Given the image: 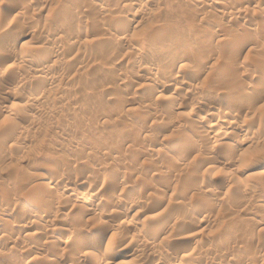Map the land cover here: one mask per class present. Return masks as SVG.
Returning <instances> with one entry per match:
<instances>
[{
    "label": "rangeland",
    "instance_id": "rangeland-1",
    "mask_svg": "<svg viewBox=\"0 0 264 264\" xmlns=\"http://www.w3.org/2000/svg\"><path fill=\"white\" fill-rule=\"evenodd\" d=\"M9 6L0 264H264V0Z\"/></svg>",
    "mask_w": 264,
    "mask_h": 264
},
{
    "label": "bare ground",
    "instance_id": "bare-ground-1",
    "mask_svg": "<svg viewBox=\"0 0 264 264\" xmlns=\"http://www.w3.org/2000/svg\"><path fill=\"white\" fill-rule=\"evenodd\" d=\"M237 1V0H236ZM234 5H235V3H234ZM228 9H230V8H228ZM235 9V8H234ZM12 10H14V8H11L10 6L9 7H6V9L5 8H0V23H2V22H4L5 20H7L8 19V17H10L9 15H10V13H11V11ZM229 11H231V10H229ZM227 15V14H226ZM180 34V33H179ZM242 39V38H241ZM239 41V40H238ZM237 41V42H238ZM252 43V40L251 39H242V40H240L238 43H237V49L239 48V49H244V47H247V46H249L250 44ZM1 58V61L2 62H5V60H6V57L3 55V56H1L0 57ZM7 61V60H6ZM38 68V67H37ZM42 70V67H39L38 69H37V71L38 72H40ZM203 112V110L202 109H200V113H202ZM215 119H216V116H215V114L214 113H212V112H209L208 114H207V116H206V118H204V122L205 123H211V122H214L215 121ZM226 123H227V125H228V123L229 122H226V121H224L223 122V124L224 125H226ZM230 124V123H229ZM59 171V170H58ZM58 173V172H57ZM60 173V172H59ZM39 175V174H38ZM63 175V174H62ZM81 175V174H80ZM58 177H60V176H58ZM47 178V175L46 174H40V179H46ZM96 183L97 184H101L102 182L100 181V180H98L97 179V181H96ZM96 184V185H97ZM90 186H92V185H90ZM92 188V187H91ZM251 193V192H250ZM253 193V192H252ZM251 193V194H252ZM254 194V193H253ZM16 199V198H15ZM11 201H12V199L11 200H8V201H6V204L7 205H9L10 203H11ZM16 201V200H15ZM3 202V201H2ZM17 202V201H16ZM4 203V202H3ZM18 203V202H17ZM159 203V205H161L163 202H158ZM161 203V204H160ZM13 204V203H12ZM120 204H118V206H119ZM1 206V205H0ZM5 206V204H2V208ZM12 206V205H11ZM1 208V207H0ZM25 208V207H24ZM24 208H22L21 210V212L23 213V212H25V209ZM28 211V210H27ZM26 211V212H27ZM29 214V213H28ZM30 216V215H29ZM32 217V216H31ZM28 218V217H27ZM34 220V219H33ZM32 220V221H33ZM37 222V221H36ZM31 223H33V222H31ZM27 225H29V224H27ZM38 225V224H37ZM35 226V225H34ZM26 228V227H25ZM21 231V230H20ZM48 231V230H47ZM13 233V232H12ZM51 234V233H50ZM70 234V233H69ZM11 236H15V235H13V234H11ZM12 239V238H11ZM257 245V244H256ZM255 245V246H256ZM253 247V246H252ZM237 264H248L246 261H244V260H239V262L237 263Z\"/></svg>",
    "mask_w": 264,
    "mask_h": 264
},
{
    "label": "snow or ice",
    "instance_id": "snow-or-ice-1",
    "mask_svg": "<svg viewBox=\"0 0 264 264\" xmlns=\"http://www.w3.org/2000/svg\"><path fill=\"white\" fill-rule=\"evenodd\" d=\"M260 166H261V167H264V160H261V162H260Z\"/></svg>",
    "mask_w": 264,
    "mask_h": 264
}]
</instances>
